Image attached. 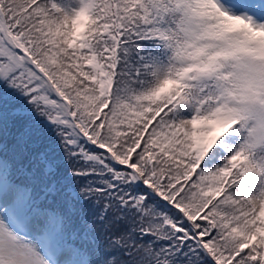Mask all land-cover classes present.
I'll use <instances>...</instances> for the list:
<instances>
[{
    "label": "snow or ice",
    "instance_id": "obj_1",
    "mask_svg": "<svg viewBox=\"0 0 264 264\" xmlns=\"http://www.w3.org/2000/svg\"><path fill=\"white\" fill-rule=\"evenodd\" d=\"M0 264H264V0H0Z\"/></svg>",
    "mask_w": 264,
    "mask_h": 264
}]
</instances>
